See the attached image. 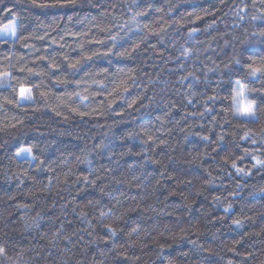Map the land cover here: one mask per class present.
Masks as SVG:
<instances>
[{"label":"clouds","instance_id":"clouds-1","mask_svg":"<svg viewBox=\"0 0 264 264\" xmlns=\"http://www.w3.org/2000/svg\"><path fill=\"white\" fill-rule=\"evenodd\" d=\"M0 264H264V0H0Z\"/></svg>","mask_w":264,"mask_h":264}]
</instances>
